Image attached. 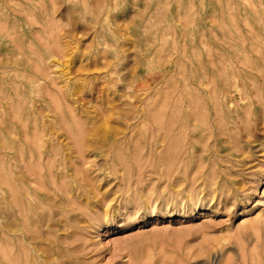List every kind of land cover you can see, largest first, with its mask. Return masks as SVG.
Masks as SVG:
<instances>
[{
  "label": "rangeland",
  "instance_id": "rangeland-1",
  "mask_svg": "<svg viewBox=\"0 0 264 264\" xmlns=\"http://www.w3.org/2000/svg\"><path fill=\"white\" fill-rule=\"evenodd\" d=\"M248 58L264 0H0V264H264Z\"/></svg>",
  "mask_w": 264,
  "mask_h": 264
},
{
  "label": "bare ground",
  "instance_id": "bare-ground-1",
  "mask_svg": "<svg viewBox=\"0 0 264 264\" xmlns=\"http://www.w3.org/2000/svg\"><path fill=\"white\" fill-rule=\"evenodd\" d=\"M244 66H245L246 73H247V78L249 79V81H248V79L245 80V82H244L245 90L242 91V93L240 92L238 97H239V99L243 100V102H245L244 104H245V106H246V108L248 110V114L249 115L252 114L255 117V125H254V128H252V129L250 127H248V126H246L243 129H241V133H242L241 134V138L245 142H250L251 138L253 136L252 132L254 130L256 132V137L259 136L258 133H257L259 130H260V132H262L261 130H263V133H264V125L260 126L261 123H259V121L257 120L259 118V115L261 114V112H264V100L262 99V97L258 93L257 89L254 92L250 89V81H251L250 72H251V69L253 67H252L251 60L249 58L244 63ZM227 99L229 100V111L231 112V118L236 123L237 119H239V117H240V114L236 113L237 112L236 111L237 110L236 109L237 108L236 98L233 95H229ZM19 227H21V226H19ZM24 227H25L26 231H28V230L33 231L34 230L33 229L34 227L32 225H29V224L24 225ZM24 227L22 226L21 229L23 230ZM31 227H33V228H31ZM38 236L42 237L39 234H31L30 236H28V239H30V240H28L27 245L23 241L18 240V248L21 251L25 252V253H31L32 252V254H33V253L38 252L39 251V247H38V244L36 243V242H39L38 241ZM6 240H7V242H10V238H6ZM42 240H45V239L42 238ZM50 242H52V241H50ZM54 242H52V243H54ZM55 243H57V242H55ZM59 249L60 248L57 247V250H59ZM34 256L36 257V255H34ZM32 259H35V258H32ZM28 260L29 259H27V261ZM29 261H31V260H29ZM33 261H35V260H33ZM26 264H28V263H26Z\"/></svg>",
  "mask_w": 264,
  "mask_h": 264
}]
</instances>
